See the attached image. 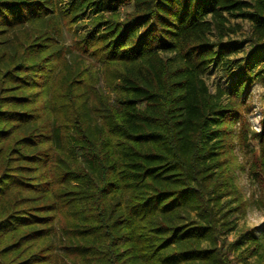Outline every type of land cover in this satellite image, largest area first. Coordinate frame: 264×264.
Returning <instances> with one entry per match:
<instances>
[{"label": "trees", "instance_id": "obj_1", "mask_svg": "<svg viewBox=\"0 0 264 264\" xmlns=\"http://www.w3.org/2000/svg\"><path fill=\"white\" fill-rule=\"evenodd\" d=\"M87 11L75 44L105 67L166 49L180 24L206 17L219 34L248 18L252 48L233 58L244 39L187 46L188 60L220 63L232 79L204 88L182 119L171 118L169 71L163 89L141 97L97 94L90 115L57 54ZM254 81L264 84V0H0V264H232L229 251L245 240L248 264H264V220L227 238L248 205L264 207V108L260 131L248 118ZM43 109L52 128L13 133L15 119Z\"/></svg>", "mask_w": 264, "mask_h": 264}, {"label": "rangeland", "instance_id": "obj_2", "mask_svg": "<svg viewBox=\"0 0 264 264\" xmlns=\"http://www.w3.org/2000/svg\"><path fill=\"white\" fill-rule=\"evenodd\" d=\"M91 16L93 15L87 11L83 21H79L72 31H64L57 53L58 56H65L73 66L76 76L75 101L83 111L90 115L96 113L97 94L111 99L130 91L136 97H141L154 88L163 89L164 74L169 71L171 80L178 83L177 99L173 104L171 118L182 119L189 103L195 100L204 88L210 92H214L217 86L228 89L232 79V75H223L220 63H209L202 56L196 60H188L184 55L187 46L192 44L210 45L219 37L224 41L244 39L238 50L232 54L233 58L244 56L252 48V41L247 38L252 28L248 18H232L230 25L237 24L239 27L232 32L219 34L206 17L195 23L180 24L176 36H169L171 46L166 49H142L134 59H123L112 67H105L80 52L75 44V35L85 32L86 27L83 26V23L87 22ZM212 49L215 50V46ZM236 68L237 65L234 64L233 69ZM117 70L126 78L125 81L116 77ZM247 100L250 104L248 118L251 128L260 131L263 118L262 109L264 108V84L252 82ZM14 123L16 125L13 132L15 135L23 129L38 124H42L45 129H50L53 126L50 113L45 109L36 111L33 119H15ZM250 143L257 152V140L251 139ZM35 147H40V145H35ZM31 149L30 146L26 148L27 151ZM47 151L46 148L45 152ZM239 183L245 194L249 195L251 199L258 197L257 185L253 180L242 174ZM263 220L264 207L258 203L248 205L246 215L236 219V226L230 231L227 238L233 239L237 230L245 225L260 228ZM228 256L232 258V264H248L255 258L254 255H249L246 240L239 248L230 250Z\"/></svg>", "mask_w": 264, "mask_h": 264}]
</instances>
